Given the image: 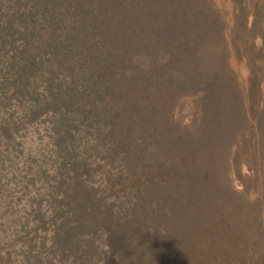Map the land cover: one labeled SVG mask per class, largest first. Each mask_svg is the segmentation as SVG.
Returning <instances> with one entry per match:
<instances>
[{"label": "trees", "instance_id": "obj_1", "mask_svg": "<svg viewBox=\"0 0 264 264\" xmlns=\"http://www.w3.org/2000/svg\"><path fill=\"white\" fill-rule=\"evenodd\" d=\"M225 1L0 0V264H264V0Z\"/></svg>", "mask_w": 264, "mask_h": 264}, {"label": "rangeland", "instance_id": "obj_2", "mask_svg": "<svg viewBox=\"0 0 264 264\" xmlns=\"http://www.w3.org/2000/svg\"><path fill=\"white\" fill-rule=\"evenodd\" d=\"M217 4L225 9H228V10H232V5L230 4L229 1H225V0H216ZM230 66L233 70H235L239 76H240V80L242 82H246L247 80V73H246V70L243 66L242 63H240V61L237 60L236 57H232L231 60H230ZM254 184H259L261 185L260 181H256L254 180V182L251 184V185H254ZM11 185H13V183H11ZM251 194L256 197L257 196V193L256 192H251Z\"/></svg>", "mask_w": 264, "mask_h": 264}]
</instances>
